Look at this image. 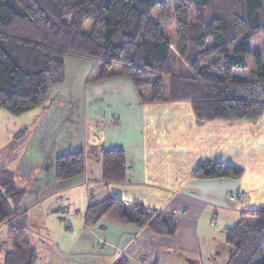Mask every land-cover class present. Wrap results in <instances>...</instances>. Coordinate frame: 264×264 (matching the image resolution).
I'll use <instances>...</instances> for the list:
<instances>
[{"label": "trees", "instance_id": "obj_1", "mask_svg": "<svg viewBox=\"0 0 264 264\" xmlns=\"http://www.w3.org/2000/svg\"><path fill=\"white\" fill-rule=\"evenodd\" d=\"M89 22V29L85 26ZM174 26V38L163 32ZM264 34V0H0V109L21 115L41 106L65 79V59L95 63L87 82L129 79L149 102H188L199 123L257 119L264 112V61L247 76L249 43ZM85 171V153L56 158L54 179L63 183ZM125 153L103 154L105 184L125 181ZM244 170L207 160L198 179H240ZM26 190L12 171L0 174V226L8 225L13 249L5 264H36L25 238ZM226 242L228 264H264V208L243 211ZM245 216L255 218L246 227ZM106 220L176 234L174 215L107 197L91 204L87 227ZM248 223V222H247ZM114 264H129L120 257Z\"/></svg>", "mask_w": 264, "mask_h": 264}, {"label": "crops", "instance_id": "obj_2", "mask_svg": "<svg viewBox=\"0 0 264 264\" xmlns=\"http://www.w3.org/2000/svg\"><path fill=\"white\" fill-rule=\"evenodd\" d=\"M94 68L89 60L65 59L64 83L51 88L40 108L33 143L40 155L25 158L27 168L21 165L26 187H18L26 195L19 210L29 217L25 238L38 256L36 264H114L122 256L129 264H228L234 249L226 242L230 225L218 224L221 216L226 211L233 228L243 211L263 207L247 201L251 188L243 178L193 174L206 160L232 163L217 156L226 144L218 135L235 132L237 122L199 123L190 103L144 101L124 77L87 85ZM109 150L125 153L122 183L102 181L103 154ZM79 151L85 153L84 173L56 182V158ZM107 197L172 213L176 234L166 237L148 226L106 220L87 227L89 206ZM7 239L5 245L0 239V264L13 249Z\"/></svg>", "mask_w": 264, "mask_h": 264}, {"label": "rangeland", "instance_id": "obj_3", "mask_svg": "<svg viewBox=\"0 0 264 264\" xmlns=\"http://www.w3.org/2000/svg\"><path fill=\"white\" fill-rule=\"evenodd\" d=\"M89 27V22H87L85 30H88ZM163 32L168 39L172 40L174 38L173 25H165ZM249 46L252 53L246 58L249 66L247 76H251L252 71L256 69L257 55H261V59L264 61V34L260 33L253 37ZM86 84L89 85L92 82H86ZM42 105L21 115H13L4 108L0 109V174L3 170L12 171L16 176V184L19 187H26V179L21 177L25 170L24 167H21L22 163L24 162V166L27 163V168L29 166L27 160L30 161L40 155L39 144L33 143L42 116L40 115ZM236 122L237 129L235 132L230 134L229 131L227 132L224 129L222 134L220 136L218 135V138L225 139L224 142L226 144L225 147L218 150L217 156L227 159L232 162L231 164L244 170L242 178L244 181H248V188H251L247 201H252L254 207L264 208V112L257 119ZM208 135L211 139H215L216 135L214 136L210 132ZM209 143L211 144L212 141H209ZM191 147L192 151L196 148L193 145ZM192 153L193 155L196 154L195 152ZM188 155L185 153L184 156L187 163L191 159ZM244 219L246 220V227L249 228L253 226V221H256L255 218L248 216H245ZM229 223H231L230 215L225 211L218 224L221 226L230 225L227 228H232L233 224ZM28 225L29 217L27 216L25 236L27 235ZM234 225L236 226V224ZM7 227L6 224L0 226L2 245L8 244L10 241V239H7V237H10L5 235V229L7 230Z\"/></svg>", "mask_w": 264, "mask_h": 264}]
</instances>
